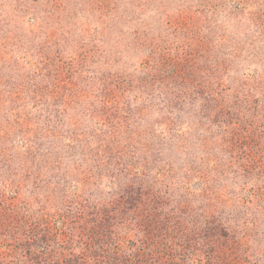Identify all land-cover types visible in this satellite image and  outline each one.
Segmentation results:
<instances>
[{
	"label": "rangeland",
	"instance_id": "obj_1",
	"mask_svg": "<svg viewBox=\"0 0 264 264\" xmlns=\"http://www.w3.org/2000/svg\"><path fill=\"white\" fill-rule=\"evenodd\" d=\"M0 264H264V0H0Z\"/></svg>",
	"mask_w": 264,
	"mask_h": 264
}]
</instances>
